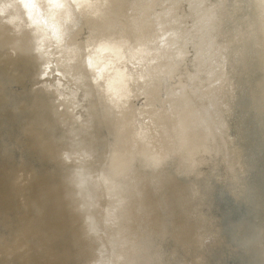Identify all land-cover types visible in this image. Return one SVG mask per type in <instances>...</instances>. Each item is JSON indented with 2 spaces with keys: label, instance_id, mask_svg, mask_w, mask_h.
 Instances as JSON below:
<instances>
[{
  "label": "clouds",
  "instance_id": "obj_1",
  "mask_svg": "<svg viewBox=\"0 0 264 264\" xmlns=\"http://www.w3.org/2000/svg\"><path fill=\"white\" fill-rule=\"evenodd\" d=\"M254 7L243 0H15L4 5L22 27L7 18L0 21V49L31 59L44 93L66 99L61 89L71 78L91 102L74 116L68 149L61 152L69 166L66 210L78 225L86 264H165L166 228L183 217L192 184L178 121L157 107L163 105L158 84L179 68L189 48L194 63L211 60L223 78L224 46L217 40L236 13H251ZM82 20L93 25L83 47L73 42ZM102 50H107L104 61L97 56ZM102 64L115 71H105ZM74 70L79 75L73 77ZM53 77L56 81L49 83ZM248 252L260 259L264 247Z\"/></svg>",
  "mask_w": 264,
  "mask_h": 264
},
{
  "label": "bare ground",
  "instance_id": "obj_2",
  "mask_svg": "<svg viewBox=\"0 0 264 264\" xmlns=\"http://www.w3.org/2000/svg\"><path fill=\"white\" fill-rule=\"evenodd\" d=\"M14 2L0 0V21L22 27L14 10L4 9ZM243 2L255 3L252 12L236 13L217 40L223 78L211 60L194 63L189 48L158 84L157 107L178 121L192 184L183 217L166 228L165 264H264V255L248 252L264 247V4ZM92 30L82 20L73 42L83 47ZM106 54L97 56L104 61ZM37 73L31 59L0 49V264H86L78 225L66 210L69 166L61 152L74 116L91 102L71 78L61 89L66 99L44 93Z\"/></svg>",
  "mask_w": 264,
  "mask_h": 264
}]
</instances>
